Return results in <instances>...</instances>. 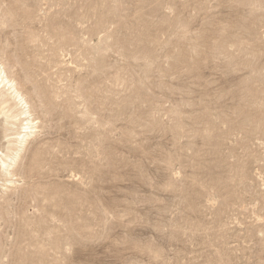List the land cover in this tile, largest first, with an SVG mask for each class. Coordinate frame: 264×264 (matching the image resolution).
I'll use <instances>...</instances> for the list:
<instances>
[{"label": "rangeland", "instance_id": "rangeland-1", "mask_svg": "<svg viewBox=\"0 0 264 264\" xmlns=\"http://www.w3.org/2000/svg\"><path fill=\"white\" fill-rule=\"evenodd\" d=\"M0 68V264H264V0H0Z\"/></svg>", "mask_w": 264, "mask_h": 264}, {"label": "bare ground", "instance_id": "bare-ground-1", "mask_svg": "<svg viewBox=\"0 0 264 264\" xmlns=\"http://www.w3.org/2000/svg\"><path fill=\"white\" fill-rule=\"evenodd\" d=\"M23 95L19 92V89L17 87V84H15L13 81H10L7 72L0 68V111L3 109L9 108L10 101L14 103V105L18 108H20V113L17 116L21 117H27L31 112L29 111L28 103L26 102V99L22 98ZM9 110V109H8ZM7 110V112H8ZM7 112L5 114H7ZM9 115H7V120L13 119L15 117H12V112L9 111ZM20 119V118H19ZM31 119V118H30ZM26 119L24 120L25 123H27V126L24 128V135L22 133H18L17 138L9 140V146L12 148L16 147V151L14 154L11 155L10 160H2L1 166L3 169L4 175L10 176V170L16 165L18 162V159L20 157V154L23 150L24 145L26 144L28 138H30V135L33 133L35 134V127L32 125V120ZM34 121V120H33ZM36 125V124H35ZM37 128V127H36ZM16 144V145H15ZM8 159V158H7Z\"/></svg>", "mask_w": 264, "mask_h": 264}]
</instances>
